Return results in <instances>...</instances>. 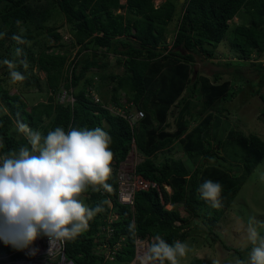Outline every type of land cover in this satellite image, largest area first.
Instances as JSON below:
<instances>
[{
  "label": "trees",
  "instance_id": "trees-1",
  "mask_svg": "<svg viewBox=\"0 0 264 264\" xmlns=\"http://www.w3.org/2000/svg\"><path fill=\"white\" fill-rule=\"evenodd\" d=\"M57 14L65 16L70 31L64 24H49ZM176 18L169 47L170 24ZM66 33L71 34L69 41H64ZM0 34V61H14L26 77L13 84L18 92L11 93L8 68L0 64L5 108L0 111L2 154L27 145L18 122L43 135L58 126L65 131L101 127L112 138V173L107 181L111 191L89 186L81 194L87 206L102 204L104 211L80 235L66 240V254L75 264H130L136 257L137 237L158 235L169 244L185 242L196 220H204L211 237L219 239L215 227L264 161V139L225 121L238 77H243L244 86L251 82L242 64L217 61L233 68L228 77L222 71L210 77L194 67L197 56H216L219 44L227 40L234 57L250 60L257 53L260 59L264 0H164L159 5L155 0H0ZM23 59L28 61L26 70L20 64ZM256 61L252 65L263 71L264 63ZM113 64L122 72L110 70ZM38 71L46 77L42 79ZM262 77L264 84V72ZM32 88L39 95L46 92L47 98L29 109L24 94ZM63 89L74 101L56 99ZM130 103L144 111L134 127L116 112L118 108L128 111ZM133 141L142 158L137 172L159 187L138 191L134 207L118 201L116 180L117 168ZM176 142L186 159L164 156L159 160V154ZM229 144L234 152L228 158ZM224 160L230 161L228 168ZM206 179L222 185L219 208L198 191ZM109 225L111 236L105 230ZM115 246L116 253L108 257L105 248Z\"/></svg>",
  "mask_w": 264,
  "mask_h": 264
},
{
  "label": "clouds",
  "instance_id": "clouds-1",
  "mask_svg": "<svg viewBox=\"0 0 264 264\" xmlns=\"http://www.w3.org/2000/svg\"><path fill=\"white\" fill-rule=\"evenodd\" d=\"M13 39L19 40L18 37ZM172 42L173 39L169 47ZM21 51L18 48L16 55L20 56ZM0 64L7 66L11 83L25 80V75L16 70L14 61L3 59ZM20 64L25 70L29 67L26 59ZM65 90L57 93L56 99L72 102L66 97L63 101L59 98ZM135 108L136 104L130 103V111ZM138 121L133 125L128 122L134 127ZM17 127L26 137L27 145L21 146L18 151L9 150L0 155V240L16 248H26L39 237H47L50 243L76 238L87 229L86 225L96 214L104 211L102 204L94 208L87 206L81 194L89 186L95 191L101 188L111 191L107 181L112 173L114 154L109 147L112 138L101 127H71L65 131L58 126L46 135L23 122H18ZM127 157L132 159L138 173L137 165L142 158L135 141ZM260 179L264 181V173H261ZM166 187L171 191L170 186ZM198 191L204 200L211 202L213 208L222 206L221 183L206 179ZM167 207L172 208V205ZM258 227L264 228V221L249 217L246 233L252 247L247 260L237 259L235 264H264V235ZM151 238V242L144 246L141 264H180L178 258L185 257L189 251L186 242L176 240L169 244L158 235ZM6 247L8 245L0 248L4 251ZM214 264H219V261Z\"/></svg>",
  "mask_w": 264,
  "mask_h": 264
},
{
  "label": "rangeland",
  "instance_id": "rangeland-1",
  "mask_svg": "<svg viewBox=\"0 0 264 264\" xmlns=\"http://www.w3.org/2000/svg\"><path fill=\"white\" fill-rule=\"evenodd\" d=\"M164 0H155L156 5H159ZM181 1V0H180ZM182 0L181 2H184ZM124 12V10H123ZM177 18L172 21L170 28L172 33L170 34L168 41L171 44L173 39V31L176 27ZM50 25L60 26L64 24V28L70 31L71 26L66 23V18L62 14H57ZM71 35L66 33L64 35V41H69ZM55 42V39L51 41ZM168 42V45H170ZM228 40L219 44V50H217L216 56L209 55L197 56V62L194 67L197 73H203L208 76H213L216 71H222L225 76H229V72L233 68H229L220 65L218 62H235L241 63L245 72L244 76L251 80L248 86L242 85L243 77H238V82L234 87V96L232 100L227 103L228 118L225 119L229 126H236L244 129L247 133H255L264 139V84H263V71H259L252 65V62H257V53L252 55L250 60H241L238 57H234V53L228 45ZM75 53V52H74ZM73 53V54H74ZM264 63V55L260 57ZM259 59V60H260ZM112 61H115V57H112ZM218 61V62H217ZM260 62V61H258ZM117 73H121L123 68L113 64L110 67ZM41 78L46 77V73L38 71ZM15 83V85H18ZM11 93H17L16 86H10ZM37 89L32 88L28 93H23L30 109L33 104L46 100V92L44 96L40 93L37 94ZM65 94V91L62 95ZM42 95V96H41ZM57 97V95H55ZM64 96V95H63ZM60 98V96H59ZM0 111L3 110L4 105L0 97ZM5 109V108H4ZM236 122V123H235ZM224 123V122H223ZM229 152L227 157L234 152V145L229 144ZM164 156H174L185 158L186 155L183 152L182 146L179 142H176L170 149L163 151L159 154L158 159L163 160ZM190 168H193L191 162L186 160ZM225 168H228L230 161H223ZM264 173V161L256 168V170L250 175L244 186L239 191L237 197L233 201L229 210L225 213L224 219L221 220L215 229L218 232L219 239L214 240L208 232V227L204 220H196L192 225V236L185 242L189 246L187 255L183 258H178L180 264H190L192 261L200 259L202 264H214L215 261H219V264H235L237 259L247 260L248 253L250 252V243L247 240L246 227L249 217H255L258 221H264V181H261L260 175ZM198 227L195 228L194 225ZM261 233L264 228H259ZM226 246H228L226 248Z\"/></svg>",
  "mask_w": 264,
  "mask_h": 264
},
{
  "label": "built area",
  "instance_id": "built-area-1",
  "mask_svg": "<svg viewBox=\"0 0 264 264\" xmlns=\"http://www.w3.org/2000/svg\"><path fill=\"white\" fill-rule=\"evenodd\" d=\"M65 90V94H61L60 99L63 101L74 98ZM117 113L123 115L133 125L140 118L144 116V112L135 108L133 111H127L123 108H118ZM0 155L2 153L0 152ZM117 183H118V201L122 204H130L132 207L135 203V194L140 190H148L151 187H158V184L150 179L144 178L142 175L136 173L134 162L130 157L121 162L117 168ZM104 192V190H102ZM111 207L113 205L110 200ZM116 218V217H115ZM89 228V224L86 225ZM110 225L105 228L108 235L111 236ZM153 238L137 237L136 240V258L130 264H141L140 257L143 254L144 246ZM120 243L117 244V246ZM5 244L0 240V247ZM117 246L114 248L106 247V254L108 257H113L117 251ZM7 249L0 252V264H74V261L67 257L66 254V240L49 242L47 237H39L32 245L26 248H16L8 244Z\"/></svg>",
  "mask_w": 264,
  "mask_h": 264
},
{
  "label": "water",
  "instance_id": "water-1",
  "mask_svg": "<svg viewBox=\"0 0 264 264\" xmlns=\"http://www.w3.org/2000/svg\"><path fill=\"white\" fill-rule=\"evenodd\" d=\"M182 1V0H181Z\"/></svg>",
  "mask_w": 264,
  "mask_h": 264
}]
</instances>
